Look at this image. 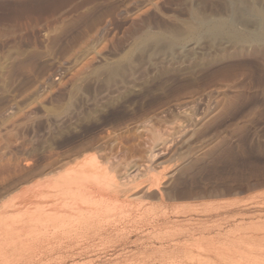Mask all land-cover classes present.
Returning <instances> with one entry per match:
<instances>
[{"label":"rangeland","instance_id":"1","mask_svg":"<svg viewBox=\"0 0 264 264\" xmlns=\"http://www.w3.org/2000/svg\"><path fill=\"white\" fill-rule=\"evenodd\" d=\"M223 3L0 0V202L92 145L118 175L127 163L163 172L159 189L127 193L161 206L158 228L95 234L84 255L88 243L73 240L67 264L264 262V46L187 40L181 58L135 61L142 76L120 81L122 94L101 92L103 76L75 77L126 64L146 35L183 31L193 11L217 15ZM76 81L88 88L74 92ZM214 245L248 257L221 261Z\"/></svg>","mask_w":264,"mask_h":264},{"label":"bare ground","instance_id":"2","mask_svg":"<svg viewBox=\"0 0 264 264\" xmlns=\"http://www.w3.org/2000/svg\"><path fill=\"white\" fill-rule=\"evenodd\" d=\"M255 1L224 0L222 10L213 16L195 10L192 12L191 20L183 31L146 35L141 40L138 57H134L133 54L127 57H125L126 55L123 56L127 58L126 64L111 65L104 72L96 68L88 72L77 69L76 73L75 71L73 73H75L76 79L80 81L91 75H93V79L103 76L101 92L104 93L107 90L106 92L113 93L118 88V92L120 91L119 93L122 94L124 92L120 89V81H126L129 76H134V80L142 76V72L137 71L134 66L135 61L142 63L144 59L154 61L159 58L171 57V59H174L180 57L181 52L177 54V50L187 40L218 42L227 38L242 44L264 46V8L257 5ZM94 55L96 56V54ZM133 85L136 88V84ZM86 88L88 86L85 87L82 82L77 83L76 81L74 92H83L82 90ZM103 101L105 102L106 99ZM106 103L114 102L110 98ZM215 103L216 105L219 104V100L217 99ZM96 146L87 147L85 150L78 151L73 157L62 160L48 172V174H51L54 173V170H57L55 175L42 176L43 179H37L29 186L22 188L12 198L0 202V264H67L70 259L74 258V254L69 253L68 249L65 250V248L67 243L73 240H82L86 244L88 243V246H83L82 251L78 252L79 255H84L89 253L91 249L89 247L92 245L90 241H92L95 234L115 231L117 233L116 237H119L130 227H136L137 231L139 227L143 228L144 226L156 229L155 227L160 224L159 220L165 217L159 214L161 206L149 204L144 200L136 202L127 193L129 194L132 190L133 192H140L144 190L152 191L154 188L159 189L160 174L163 172L159 173V170V174H149L146 169V174L143 175L141 166L127 163L124 165L125 167H122L124 171L121 169L122 174L118 175L115 167L110 169L106 166L107 161L105 163V159H108L109 156L103 155V152V154L89 153L88 150L92 151L96 149ZM101 146L102 148L106 147L105 144ZM130 194L132 195V193ZM139 197L141 196L139 195ZM139 197H137L138 200H140ZM164 198L161 195V201H164ZM161 229L159 228V230ZM257 246L256 248L260 247ZM209 249H206V251L211 252ZM228 249L227 246L222 249L218 246L214 252L221 261L230 263H233L231 259L233 255H236L239 261L246 256L248 257L242 248ZM191 252H186V256L194 260L195 256ZM161 255L164 256V254ZM166 255H168V252ZM46 257L50 258L45 262H41ZM93 261L91 259L89 262ZM89 262H85V264H91ZM144 262L143 264H149ZM247 264H264V262L259 257H255L254 260H249Z\"/></svg>","mask_w":264,"mask_h":264}]
</instances>
